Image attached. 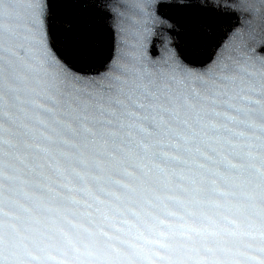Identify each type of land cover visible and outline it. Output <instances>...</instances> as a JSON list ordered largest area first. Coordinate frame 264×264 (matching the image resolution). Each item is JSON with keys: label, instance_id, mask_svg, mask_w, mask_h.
I'll list each match as a JSON object with an SVG mask.
<instances>
[{"label": "snow or ice", "instance_id": "obj_1", "mask_svg": "<svg viewBox=\"0 0 264 264\" xmlns=\"http://www.w3.org/2000/svg\"><path fill=\"white\" fill-rule=\"evenodd\" d=\"M0 264H264V0H0Z\"/></svg>", "mask_w": 264, "mask_h": 264}]
</instances>
